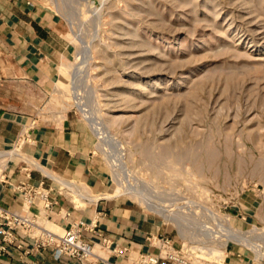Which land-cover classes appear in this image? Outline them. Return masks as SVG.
<instances>
[{"label":"rangeland","instance_id":"1","mask_svg":"<svg viewBox=\"0 0 264 264\" xmlns=\"http://www.w3.org/2000/svg\"><path fill=\"white\" fill-rule=\"evenodd\" d=\"M49 3L75 48L60 93L91 130L109 195L198 256L222 243L201 232L217 230L209 211L227 218L245 200L264 226V0ZM224 250L234 264L238 249Z\"/></svg>","mask_w":264,"mask_h":264},{"label":"crops","instance_id":"2","mask_svg":"<svg viewBox=\"0 0 264 264\" xmlns=\"http://www.w3.org/2000/svg\"><path fill=\"white\" fill-rule=\"evenodd\" d=\"M74 55L66 21L49 0H0V156L6 153L0 157V207L25 210L21 187L51 188L57 203L51 212L38 206L28 210L36 215L38 228L61 235L79 222L89 230L96 226L82 230L83 240L94 246L86 264H135L139 255L157 253L148 238L169 239L172 231L125 196L109 195L91 130L65 107L60 93L63 65ZM60 182L86 188L94 197H113L81 207L67 189L68 196L59 190ZM233 212L231 224L238 229L258 221L245 200ZM13 235L16 240L5 245L0 264H81L67 257L56 260L52 249H32L31 240L18 231ZM229 254L234 264H248L243 250Z\"/></svg>","mask_w":264,"mask_h":264},{"label":"built area","instance_id":"3","mask_svg":"<svg viewBox=\"0 0 264 264\" xmlns=\"http://www.w3.org/2000/svg\"><path fill=\"white\" fill-rule=\"evenodd\" d=\"M75 81V80H74ZM21 205L25 210L8 211L0 207V254L5 251V245L14 242V232H20L32 241V249H52L56 260L67 257L86 264L94 257L93 244L84 241L83 231H92L81 222L72 225L64 230L61 235L42 230L36 224L37 217L29 212V208L40 206V209L51 212L56 206L55 200L51 199V188L42 186L37 188L21 187ZM222 218V217H221ZM225 219L227 225L234 229L235 241H227L237 249L243 250L248 257V264H264V226H249L246 229H238L230 222V217ZM91 226V225H90ZM213 230L205 226L201 230L210 237ZM106 241L103 240V244ZM149 244L157 250L156 254H141L135 264H193L191 257L184 250V247H176L175 243L168 238L158 236L148 238Z\"/></svg>","mask_w":264,"mask_h":264},{"label":"bare ground","instance_id":"4","mask_svg":"<svg viewBox=\"0 0 264 264\" xmlns=\"http://www.w3.org/2000/svg\"><path fill=\"white\" fill-rule=\"evenodd\" d=\"M66 69H68L69 68V66L67 65L66 67H65ZM76 79V77L75 76H72V80L74 81ZM14 152V151H13ZM13 152H11L10 153V155H14L15 156V154H13ZM19 152V151H18ZM21 154V153H20ZM19 154V155H20ZM5 155H6V153H5ZM5 155H1L0 157H2V159H5L3 156H5ZM9 156V155H8ZM7 156V157H8ZM11 156V157H12ZM16 156H18L17 154H16ZM6 157V158H7ZM20 157V156H19ZM8 160V159H7ZM32 164V163H31ZM1 167V166H0ZM3 167V166H2ZM37 168H40V166L38 167V165H37ZM2 169V168H1ZM4 169V168H3ZM2 172V171H1ZM44 173L45 174H47V172H45L44 171ZM59 184H61V186H60V189L59 190H61L64 194H65V190H64V188L65 189H67L68 191H69V193L73 196V198H74V202H78L79 204H82V205H84V204H87V203H93V202H97L99 199H101V198H111V197H113V196H109V195H101V196H98V197H94V196H91L89 193H87L83 188H80V187H77V186H75V185H73V184H70V183H67V184H65V183H59ZM64 187V188H63ZM128 192V191H127ZM127 192H125V191H121V193H123V194H126ZM129 194H131V192L129 193ZM66 195V194H65ZM66 196H68V195H66ZM71 196V197H72ZM70 197V196H69ZM71 199V198H70ZM71 202H72V200H71ZM142 202H143V204H144V206L147 208V209H150L151 211H153L154 210V212H156V211H158V213H160V215L165 219V221H167L168 219H167V217L168 216H166L165 214H164V211H162V210H156L155 211V209L151 206V204L148 202V201H146V200H142ZM73 203V202H72ZM74 204V203H73ZM94 204V203H93ZM75 205V204H74ZM81 205V206H82ZM153 205V204H152ZM79 206V205H78ZM156 207V206H155ZM38 208H40V206H38ZM161 209V208H160ZM41 211H42V209H41ZM209 213L211 214V216H213L214 217V219L217 221V227H216V231L215 232H212V233H210V231H209V233H210V235L209 236H211V238L212 239H220V242H222V243H220V245L218 246V247H205L204 249H201V256H198L197 254H196V252L194 251V249H193V247H190V246H188V245H186V244H184L183 245V247H184V250H186V252L189 254V256H191L192 257V259H193V264H196V263H199L198 262V260H197V258L198 257H202V258H204V259H206V260H211V262H213V264H223V261H224V258H225V256H226V252H225V250H224V247H225V245H226V242L227 241H235V242H237L236 240H235V235H234V229H232V228H230L228 225H227V223H226V220L225 219H223L222 220V218L220 217V216H218L216 213H212L211 211H209ZM36 224H38L37 222H36ZM175 224H177V227H180L179 226V224L178 223H175ZM50 226L51 227H53V228H57V227H55V226H53L52 224H50ZM58 229V228H57ZM180 229V228H179ZM210 229V228H209ZM59 230V229H58ZM51 232V231H50ZM54 233V232H53ZM56 234V233H55Z\"/></svg>","mask_w":264,"mask_h":264}]
</instances>
